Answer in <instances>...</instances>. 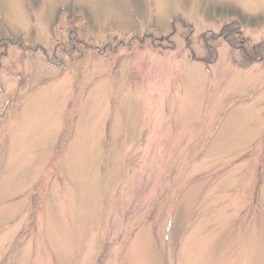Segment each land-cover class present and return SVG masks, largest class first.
<instances>
[{"label":"rangeland","instance_id":"374dc122","mask_svg":"<svg viewBox=\"0 0 264 264\" xmlns=\"http://www.w3.org/2000/svg\"><path fill=\"white\" fill-rule=\"evenodd\" d=\"M0 264H264V0H0Z\"/></svg>","mask_w":264,"mask_h":264}]
</instances>
